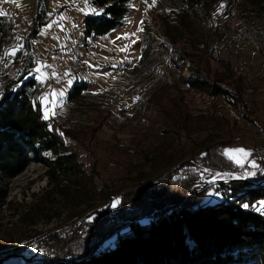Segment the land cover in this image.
I'll return each mask as SVG.
<instances>
[{"label":"rangeland","instance_id":"obj_1","mask_svg":"<svg viewBox=\"0 0 264 264\" xmlns=\"http://www.w3.org/2000/svg\"><path fill=\"white\" fill-rule=\"evenodd\" d=\"M248 1H224L211 9L210 18L203 19L205 5L201 2L196 8L200 17L194 18L184 15V5L178 0H132L130 15L121 27L92 38L84 35V17L93 12L88 0H0V17L6 23L0 46V93L19 76H33L32 98L40 103L44 117L47 110L57 126L88 128L86 140L93 157L83 161L87 171L94 164L98 172L94 192H100L92 203L65 209L66 201L62 203L53 193L43 162L49 152L32 154L30 166L10 181L0 208V240H6L7 230L22 241L55 231L73 235L77 215L89 221L87 206L101 205L108 193L116 196L113 204L118 193L138 185V179L141 184L155 180L208 146L244 148L249 155L238 156L239 163L233 160L239 166L247 165L246 170L257 167L261 159L255 157L254 149L261 144L259 130L264 126V43L235 48L229 42V33L240 25L242 12L264 19L261 12L257 16L259 4ZM182 17L187 26L180 24ZM13 49L15 55L5 54ZM183 56V62L175 64ZM234 68H241L246 80L244 105L239 108L224 98L232 82L229 70ZM192 71L221 87V93L213 99L193 91L183 93L195 124L179 134L161 131L163 124L158 121L156 126L157 116L148 112L158 106L154 95L162 97L160 90H165L179 98L174 84L178 82L184 91L181 78ZM75 82L86 86L81 101L66 98ZM214 117L221 118L225 130L218 128ZM73 143L71 140L69 146ZM163 151L171 160L156 169L151 158ZM247 176L203 169L199 180L208 186L217 180H245ZM61 183L73 186L69 179L63 178ZM83 227L78 225L76 230L87 236ZM25 248L23 254L31 257L34 248ZM12 252L8 254L20 253ZM14 262L23 264L25 260Z\"/></svg>","mask_w":264,"mask_h":264},{"label":"trees","instance_id":"obj_2","mask_svg":"<svg viewBox=\"0 0 264 264\" xmlns=\"http://www.w3.org/2000/svg\"><path fill=\"white\" fill-rule=\"evenodd\" d=\"M131 1L88 0L93 12L84 17V35L98 38L121 27L130 15ZM178 1L184 5V15L188 13L194 18L200 17L196 8L201 2L205 5L203 19L210 18L211 9L217 5L231 2ZM248 2L259 4L261 10L257 16L264 14V0ZM241 17V22L251 18L244 12ZM3 20L0 17V46L6 24ZM183 23L186 24L185 19L180 24ZM143 36L150 48L148 31L144 30ZM261 51L264 53L262 48ZM183 60L184 56L175 64ZM229 71L232 82L224 98L242 107L245 76L241 68ZM28 76H19L0 93V208L8 196L10 181L30 166L32 154L46 151L50 154L43 160L48 167L47 176L56 198L62 203L66 201L63 207L92 203L100 192H94V179L98 178L94 164L87 171L83 161L84 157H93L90 141L86 140L88 128L80 131L76 124L57 126L52 116L46 119L40 103L32 98L36 79ZM181 81L184 91L178 82L174 84L179 98L173 91L165 90H160L162 97L154 95V105L158 103V106L148 112L157 116L156 126L158 121L163 124L161 131L179 134V130L189 131L192 123L195 124L183 93L193 91L212 99L221 93V87L199 72L192 71ZM84 90V84L75 82L66 95L67 100L81 101ZM221 118L213 119L219 129L225 130ZM71 140L73 147L69 146ZM160 153L161 156L156 154L151 158L156 169L171 160L166 152ZM257 162V167L249 166L252 169L246 170L247 165L239 166L222 146H208L200 155L165 170L155 180L141 184L138 179V185L118 193L115 207L112 199L116 196L110 193L101 205L87 206L89 221L86 223L82 215H77L75 219L79 220L72 223L73 235L55 231L46 237L35 235L28 237L29 241L27 237V241H22L18 237L15 240L7 230L6 240H0V257L12 251L20 252L17 258L11 257L4 264H15V260L22 259L23 264H264V159ZM203 169L213 173L242 172L248 176L245 180L233 179L227 183L221 180L205 186L199 180ZM63 178L69 179L73 186L62 184ZM213 197L217 199L212 200ZM78 225L86 228L87 236L78 233ZM26 246L34 248L31 257L23 254Z\"/></svg>","mask_w":264,"mask_h":264},{"label":"built area","instance_id":"obj_3","mask_svg":"<svg viewBox=\"0 0 264 264\" xmlns=\"http://www.w3.org/2000/svg\"><path fill=\"white\" fill-rule=\"evenodd\" d=\"M229 42L235 48L244 44L264 43V19L246 17L236 30L229 33ZM258 138L261 144L254 149V155L257 159H264V126L259 130Z\"/></svg>","mask_w":264,"mask_h":264},{"label":"snow or ice","instance_id":"obj_4","mask_svg":"<svg viewBox=\"0 0 264 264\" xmlns=\"http://www.w3.org/2000/svg\"><path fill=\"white\" fill-rule=\"evenodd\" d=\"M15 51H16V49H13L11 51V53H5V54L6 55H8V54L15 55ZM45 118L46 119L48 118V116H47V110H46ZM224 152L230 158L235 159L237 163L240 162V160L238 159V156H240V155H243V156L249 155V152L246 149H244V148L225 149ZM248 174L249 175H252V173H248ZM116 203H118V201H114L112 206L115 207L116 206ZM244 206L247 207L248 205H244Z\"/></svg>","mask_w":264,"mask_h":264},{"label":"water","instance_id":"obj_5","mask_svg":"<svg viewBox=\"0 0 264 264\" xmlns=\"http://www.w3.org/2000/svg\"><path fill=\"white\" fill-rule=\"evenodd\" d=\"M233 179H238V180H242V179H239L238 177H233V178H231L230 180H228V181H225V180H222V181H225V183H227V182H230L231 180H233ZM218 181V180H217ZM216 181V182H217ZM11 257H15V258H17L18 257V255L17 254H8V256H5V257H0V264H4V262L6 261V260H8L9 258H11Z\"/></svg>","mask_w":264,"mask_h":264}]
</instances>
